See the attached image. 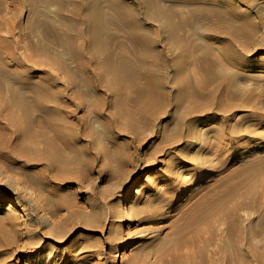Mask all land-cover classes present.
Returning <instances> with one entry per match:
<instances>
[{"label":"rangeland","instance_id":"obj_1","mask_svg":"<svg viewBox=\"0 0 264 264\" xmlns=\"http://www.w3.org/2000/svg\"><path fill=\"white\" fill-rule=\"evenodd\" d=\"M62 1L0 0V78L6 82L0 93L7 94L15 88L30 94L31 87L40 84L59 97L63 94L74 97L77 105L86 95L90 85L81 67L84 59L75 54L81 40H75L73 51L68 52L53 33L62 28V13L69 14L79 0H65L64 11L60 6ZM126 1L142 19L144 8L134 0ZM102 2L108 4L109 0ZM161 2L164 6L161 22H181L197 9L204 14L179 29H167L166 23L164 29L155 26L154 35L168 38L154 46L164 56L154 55L148 62L152 67H159L158 79L166 77L165 88L172 93L179 89L180 95L187 97L190 85L197 87L199 77L205 75L198 68L199 62L208 64L212 59L227 67L232 81L228 86L225 82L216 88L217 95L222 97L211 104L213 107L204 117L192 119V134H188L189 122L185 119L182 133H175L170 141L164 139V134L167 126L171 130L175 127L171 112L175 117L186 118L187 101L178 109L171 106L169 115L165 111L155 125L137 123L135 135L122 134L114 139L101 115L102 108L106 112L113 109L93 91L85 99L94 113L88 116L83 107L77 108V113L95 126L91 135L97 140L99 153L96 154L80 149L82 142H74L78 149L65 148L55 131H46L41 123L45 112L35 104H31L34 119L30 126L41 140L19 141L21 135L7 126L14 113L24 117L19 108L14 110L1 99L0 234L3 239H0V264H171L168 263L174 245L171 237L185 215L205 196L214 193L225 175L235 172L242 164L264 160V0ZM243 12L251 14L257 32L243 62L236 65L221 57V43L191 44L189 40L174 39L173 35L184 34L200 39L199 36L215 28L211 22L224 16L221 19L231 24ZM108 35L109 44L118 56L125 51L129 60H136L125 32L109 24ZM83 43L89 47L87 40ZM185 49H191V57ZM92 60V67L102 71V58ZM178 60H181L180 66ZM63 66L69 72H64ZM103 74L108 81L110 75ZM185 77L186 81L182 79ZM207 78L205 83L209 81ZM199 99L206 102L204 98ZM231 100L237 107L230 111ZM69 121L70 118L66 128L71 131L74 126ZM119 124L125 129L130 127L124 117H120ZM233 129L237 131L236 137ZM49 136L61 154L42 151L43 139L48 140ZM206 155L217 156L213 166L206 167L199 161ZM188 156L195 160L185 159ZM52 157L57 159L56 165L48 168L46 161L53 162ZM259 165L264 166V161L257 164L262 167ZM131 183L135 185L128 194ZM255 186L257 203L238 211L241 233L247 238L241 245L251 259L248 258L250 264H263L264 179L259 173ZM219 227L227 239V226L219 224ZM9 238L15 240L13 245L8 246ZM198 264L215 263L210 260Z\"/></svg>","mask_w":264,"mask_h":264},{"label":"bare ground","instance_id":"obj_2","mask_svg":"<svg viewBox=\"0 0 264 264\" xmlns=\"http://www.w3.org/2000/svg\"><path fill=\"white\" fill-rule=\"evenodd\" d=\"M134 1L144 8L142 19L136 8L126 0H109L108 4H104L102 0H79L78 2L75 1L74 8L69 14L62 13V28L59 32L54 31L53 33L58 36V40L64 46L65 51H73L75 40L78 42L81 40L75 49V54L84 59L81 67L87 74L90 88L86 95L80 99L78 105L74 97H70L67 94L59 97L53 91L40 84H37V87H31L32 91H29L31 92L30 94L23 93L24 91L21 90V92L15 88L9 89L7 94L1 92L0 100L3 99L6 102V106L13 107L14 110L19 108L24 117H17L14 113L11 117V124L7 126V128H12L21 135L19 141L23 142L26 138L33 142L41 140L37 132L32 130L30 126V122L34 119L31 104H35L45 112V118L41 123L45 126L46 131H55L65 148L73 147V149H78V147H75L74 142H82L80 149L95 154L99 153L97 140L91 135V131L96 130L95 126H92L91 121H86L83 115L77 113V108L79 107H83L88 116L94 113L85 99V96L89 97L93 91H96L98 97L113 109L106 112L102 108L101 111L103 112H101V115L104 118L105 125L110 130V136L114 139L121 137L122 134L135 135L136 128L134 125L137 123L143 126L155 125L165 111L169 115L171 106L178 109L184 101L189 103L186 105L188 108L186 118L175 117L173 112H171L170 118L175 127L171 130L170 125L167 126L164 139L170 141L175 136V133H182L180 131L186 124L185 119L189 122L188 134H192V119L194 117H204L209 112V109L213 107L211 104L218 97H222V95H217L216 88L224 85L225 82L228 86L230 81H232V76H230L231 74L229 75L227 67L217 60H208V64L201 61L198 68L205 72V75L203 74L199 77L197 87L190 85V93H188L187 97L186 95H180L179 89L174 93L167 90L165 88L166 77L162 76L158 79L156 74L159 67L150 66L148 61L154 55L163 54L162 52H156L154 46L159 44L160 41H165L168 36L160 35L157 37V34H153V30L155 31V26L156 28L164 29L165 23L167 29H179L180 26L186 25L204 14L197 11V9L192 12L188 19L180 20L181 22L177 21V23L173 20L161 22L160 15L164 12L162 0ZM66 3L65 0L60 3L62 11H64ZM154 9L157 11L155 14ZM250 15L249 12L240 13L238 14V20L231 24L221 19L224 17L222 16L220 19L211 22L215 27L212 32L202 34L199 36L200 39H196L197 41L191 38L189 34L173 36L177 42L189 40L191 44L199 41H209L211 45L221 43V57L227 62L236 65L245 57V52L250 49V44L253 42L257 32L256 28L253 27L254 24L250 19ZM208 18L211 17L208 16ZM109 24H113L117 29L125 32L127 42L135 52L136 60H129L125 51L118 56L112 49L109 44ZM83 40L88 41L89 47L83 43ZM185 50L188 56L191 57L193 54L190 51L191 49ZM87 53H91V57ZM206 53L208 54L210 51L207 50ZM85 55L86 57H84ZM91 58L94 60L102 58V71L92 67L91 63L93 60ZM178 61L180 62L177 64L180 66L181 60ZM61 68L64 72H69L67 67L63 66ZM173 68L176 70L175 67ZM103 72L110 75L108 81L105 79ZM205 78L209 79L207 83L204 82ZM182 79L186 81V77ZM214 80H217L215 84L212 83ZM5 83V80L0 78V88L3 89ZM9 91L10 94L8 95ZM227 92L228 94L226 93V95L229 96V88H227ZM199 98H204L206 102H200ZM228 103L230 111L237 107V103L233 100ZM74 105L76 107H73ZM120 117L127 118L130 124L129 129L119 126ZM68 118H70L69 122L74 126L71 131L66 128ZM236 132V130H232L233 137H236ZM20 133H24L25 136L23 137ZM45 138L43 139L45 145L41 147L42 151L46 154H49V152L61 154L50 136L48 140ZM203 157V159L200 158L202 161H199L206 167L213 166L217 159V156L211 155ZM57 158L59 159L60 155ZM55 159V157H52L53 162L46 161L48 168L50 166L53 168L56 165ZM185 159L190 162L195 160L193 156H188ZM262 161L264 160L254 161L246 165L242 164L235 172L225 175L217 184L218 188L214 189L215 192L210 196H205L202 201L193 207L192 211L185 215L183 223L175 227L171 237L174 245L170 249L171 260L168 263L181 264L183 262H191V264H198L199 262L206 263L210 260L215 264L251 263V259L243 252L241 245V242L247 241V238L241 233L243 227L239 223L240 214L238 211L243 207H252L257 203L255 195L258 192L255 186V178L259 173L261 178L264 179V166H257ZM244 171H247V173L241 177ZM134 185L131 183L127 187L128 194L133 190ZM262 190L264 197V188ZM250 194H252V198L248 200V195ZM129 200L126 201L127 207ZM219 224L227 226L229 234L227 239L220 233ZM0 239H3L1 234ZM252 241L250 240V244H253ZM14 243L15 240L9 238L8 246ZM212 245H214L213 248L211 247ZM251 250L255 251L252 247ZM197 257H200L199 261H197ZM262 258L264 264V257L262 256Z\"/></svg>","mask_w":264,"mask_h":264}]
</instances>
